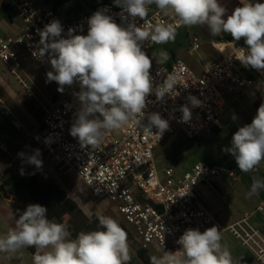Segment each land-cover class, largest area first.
<instances>
[{
	"label": "built area",
	"instance_id": "2783aa9c",
	"mask_svg": "<svg viewBox=\"0 0 264 264\" xmlns=\"http://www.w3.org/2000/svg\"><path fill=\"white\" fill-rule=\"evenodd\" d=\"M10 2L20 22L13 35L0 37V63L6 65L9 73L24 84L28 97L37 101L39 97L35 90L38 88L24 83L17 69L20 68L21 58L27 54L45 73L53 70L47 54L37 56L40 47L38 29H43L56 19L63 26V36L67 37L70 27L76 30L74 34L87 35V20L97 10L112 16L122 26L126 27L132 22V18L114 1L100 3L91 11L80 13L70 20L63 19L48 6H36L28 0ZM147 22L175 25L176 19L165 16L153 4L149 6ZM135 23L139 26L145 22L137 18ZM155 45L148 40L142 47L150 56ZM212 46L219 53V59L205 66L201 74H196L179 57L170 64H157L153 60L150 69L153 87L173 79L175 89L162 100H157L155 92L150 94L146 98V115L143 119L136 116L123 128L106 131L100 143L94 147L82 146L78 138L70 134L80 107L78 82L65 86L63 92L57 90L54 100L41 111L37 129L40 146L48 151L57 165L61 163L74 170L97 201L113 205L125 225L133 230L139 249L147 253L155 252L159 257L166 251L180 250L181 245L176 241L189 228L203 232L216 225L218 230H222L217 215L201 203L199 188L214 180L226 179L231 182L242 177L232 157L221 164L199 162L182 176L177 175L171 167L160 169L155 160L157 147L176 134L196 139L202 134H213L215 129L222 130L223 117L231 98L243 97L250 91L264 87V72L245 67L235 59L237 50L246 46L236 41H216ZM198 49L199 44L195 40L192 51ZM54 83L58 89V84ZM190 96L197 98L199 104L193 106ZM183 106L191 111V118L187 122L181 120L183 113L180 109ZM0 108L4 117H10L12 127L21 131V123L12 116L1 99ZM153 112L159 113L170 125L160 139L155 126L151 129L152 133L146 130L149 123L147 114ZM0 149L8 153L1 138ZM263 162L250 172L261 176ZM229 229L251 253L252 260L264 264V237L249 223L248 217Z\"/></svg>",
	"mask_w": 264,
	"mask_h": 264
},
{
	"label": "clouds",
	"instance_id": "9594fccd",
	"mask_svg": "<svg viewBox=\"0 0 264 264\" xmlns=\"http://www.w3.org/2000/svg\"><path fill=\"white\" fill-rule=\"evenodd\" d=\"M117 6L132 18L127 26L117 24L112 16L97 10L87 20V35L74 34L69 28L67 37L59 20H52L40 36L37 56L48 55L52 71L46 73L47 82L55 81L58 91L65 86L79 83L77 94L80 107L70 128V134L78 138L82 146L98 145L106 131L118 130L133 117H145L146 98L155 92L157 100L175 89L173 79L153 87L150 69L153 60L164 64L169 59L166 51L150 57L143 44L174 41L180 26H207L212 36L230 34L232 40L243 39L246 47L237 50L235 59L243 66L264 72V2L240 0L230 15L219 0H114ZM165 16L176 19L171 23L147 22L149 6ZM226 17V18H225ZM144 21L137 26L135 20ZM193 106L199 104L189 97ZM181 120L187 122L191 111L181 109ZM146 130H158L159 139L169 122L157 112L147 114ZM230 153L242 172H250L264 160V103L257 109L250 124L240 127L232 136L231 146L224 149ZM24 157V153H18ZM40 150L27 158V163L42 167ZM23 175V170H21ZM264 190V179L252 178L246 198L259 195ZM47 207L29 204L16 221L14 228L0 237V252L15 253L23 247H35L33 264H129L131 260L127 232L117 220L97 215V230L80 232L70 239L68 226L53 222L47 217ZM221 231L216 225L201 232L189 228L176 241L180 250L166 251L163 256H150V264H234L232 255L220 243Z\"/></svg>",
	"mask_w": 264,
	"mask_h": 264
},
{
	"label": "rangeland",
	"instance_id": "374dc122",
	"mask_svg": "<svg viewBox=\"0 0 264 264\" xmlns=\"http://www.w3.org/2000/svg\"><path fill=\"white\" fill-rule=\"evenodd\" d=\"M28 1L36 6H48L56 10L59 15L60 8L65 11H78L88 7V5L81 0H65L61 6L60 3L56 4L55 0ZM14 22L16 27L20 19L16 18ZM2 26H11L3 10L0 11V37L4 38L7 36V31H5V28ZM223 35L224 33H222L221 36H212L207 26H184L177 30L174 41H169L166 44H156L151 50L150 56L152 57L154 53L158 54L160 51H166L168 54L170 52L176 53L196 74H201L205 66L219 59V53L213 48L212 43L218 41L217 38ZM195 40H197L199 44V49L197 51H192V45ZM154 61L156 62L155 59ZM8 72V67L0 63V75L10 86L12 91L18 95V103L7 97L3 93L1 87L0 98L3 99L8 109L22 124L23 129L21 131H16L10 124V117H4L3 115L9 123L10 132L5 131L4 128L0 126V137L8 143H15L19 138H23L24 141H27L25 138L27 135L26 132H35L32 135V138H35V140H33L23 152L24 154L31 153V155H33L35 150L39 149V159L42 160L43 164L41 168L37 169L35 165L28 163L26 168L27 173L37 174L43 184L52 181L57 183L68 197L71 199L74 198V201L77 200L79 202L85 215H89L87 216L88 218L93 219L100 214L117 220L127 232L131 256L129 264H144L136 253L139 249V245L133 230L125 225L114 211L113 205L106 201H97L74 170L69 167H64L61 163L57 165L56 161L52 160V157L49 156L48 151L40 146L39 131L36 130V125L31 120L27 110L22 106H24L25 103L29 104L33 106L36 112L41 113L43 107H47L49 103L54 100V96L57 93V87L54 81L46 83L47 76L41 66L30 56L24 54V58L20 60V68L17 69V72L24 83L33 87L35 85L38 88V90H35L36 95L39 97V101H37L28 97L24 84L21 83L15 75L11 73H9L7 77L4 75L8 74ZM77 87L81 90L79 83ZM256 102L264 103V87L250 91L243 97H232L223 117V129L219 133H213L211 135L202 134L196 139H187L182 134L172 136L157 147L155 151L157 165L160 169L171 167L175 170L177 175L182 176L186 172L191 171L199 162L221 164L228 157L234 158L230 153H226L224 149L231 146L232 136L240 127L251 123L253 117L257 113L255 107ZM1 111L0 109V113ZM3 195L6 198L10 197L7 192H4ZM17 197L24 202L25 207L30 204L29 198L24 192L19 193ZM68 220L69 215L65 214L57 223L66 224ZM153 255L159 257L155 252L147 254L149 258Z\"/></svg>",
	"mask_w": 264,
	"mask_h": 264
},
{
	"label": "crops",
	"instance_id": "0c3cea01",
	"mask_svg": "<svg viewBox=\"0 0 264 264\" xmlns=\"http://www.w3.org/2000/svg\"><path fill=\"white\" fill-rule=\"evenodd\" d=\"M64 1L65 0H55V3H60L61 6ZM81 1L88 5L86 9L65 11L60 8V16L65 20H70L80 13L91 11L99 3H109L114 0ZM2 2L3 0H0V11L2 10ZM219 2L226 8L228 15H230L236 7L242 6L240 0H219ZM252 2H264V0H252ZM92 5L95 6L92 7ZM16 18L18 17L16 16ZM14 23L15 22L10 23L11 26L9 27L2 26L5 28V31H7V36H11L16 32L17 25L15 27ZM174 55L175 58L179 57L176 53H174ZM173 60L174 59L169 55V59L164 64H168V62L171 63ZM4 75L7 77L9 72ZM0 87L7 97L18 103V95L12 91L1 75ZM0 99L3 101L2 98ZM3 104L5 105L4 101ZM22 107L26 109L24 106ZM11 114L15 118L12 112ZM29 116L36 125L37 130L39 122L36 121L30 113ZM0 126H2L5 131L10 132L9 123L7 119L3 117L2 113H0ZM34 133L35 132H26L27 135L25 138L27 141H24L23 138H19L15 143H8L0 137L8 149V153H5L0 149V237L5 236L10 229L15 227L18 218L14 211L16 209L22 211L26 209L24 202L17 197L19 193L24 191L17 192L16 185L21 181L27 180L30 175L27 173L26 168L28 166L27 158L31 153L25 154L24 157H20L18 153L23 152L27 146L35 140V138H32ZM261 168L263 172L261 176L253 175L251 172L245 173L241 171L242 177L240 180L230 182L226 179H219L202 185L199 188L201 203L218 217V221L222 227V230H220L222 237L220 243L222 248H227L230 251L234 264H258L252 260L248 249L232 234L229 228L242 221L245 217H248L249 223L264 237V190H261L259 195L246 198V194L251 188L252 178L255 176L264 179V164H262ZM21 170H23V175L21 174ZM4 192H7L10 197H4ZM24 194L27 195L25 192ZM73 200L75 199L73 198ZM75 202L82 209L79 202L77 200ZM60 219L61 218H54L51 221L59 222ZM69 238L73 239L71 236ZM33 255V252L28 247H23L15 253L0 252V264H33Z\"/></svg>",
	"mask_w": 264,
	"mask_h": 264
},
{
	"label": "trees",
	"instance_id": "16d2710c",
	"mask_svg": "<svg viewBox=\"0 0 264 264\" xmlns=\"http://www.w3.org/2000/svg\"><path fill=\"white\" fill-rule=\"evenodd\" d=\"M94 6L95 5H92V7ZM2 10L5 12L7 20L10 23H13L14 19L17 16V11L12 6L10 0H3ZM217 40L234 41L232 40L230 34L227 33H225L222 37H218ZM236 42L245 46L243 39ZM169 55L172 59H175L174 53H169ZM168 64H170V62H168ZM260 105L261 103L256 102V109H258ZM24 107L36 121L40 122L41 113L36 112L33 106H30L29 104L25 103ZM220 131L221 130L215 129L214 133H219ZM16 191H24L30 198L31 204H40L47 207V217L49 220H52L54 218H62L65 214L69 215V220L67 221L66 225L68 226V230L71 233L70 236L73 239H75L80 232L94 231L97 230L99 226L97 217L93 219L88 218L82 211V209L77 205V203L73 199L68 197L65 191L60 188L57 183L52 181L48 182L47 184H43L37 174H30L27 180L17 183ZM14 212L16 217L19 218L23 211L20 209H16ZM28 248L33 252V254L35 253V247ZM136 253L138 258L144 264H150L149 257L147 256L148 253L146 251L138 249Z\"/></svg>",
	"mask_w": 264,
	"mask_h": 264
}]
</instances>
